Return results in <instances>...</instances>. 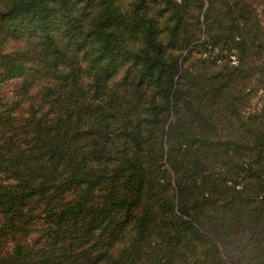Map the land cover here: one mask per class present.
<instances>
[{"label": "trees", "instance_id": "1", "mask_svg": "<svg viewBox=\"0 0 264 264\" xmlns=\"http://www.w3.org/2000/svg\"><path fill=\"white\" fill-rule=\"evenodd\" d=\"M264 0H0V264H264Z\"/></svg>", "mask_w": 264, "mask_h": 264}, {"label": "rangeland", "instance_id": "2", "mask_svg": "<svg viewBox=\"0 0 264 264\" xmlns=\"http://www.w3.org/2000/svg\"><path fill=\"white\" fill-rule=\"evenodd\" d=\"M258 12H260V19L264 23V3H261L257 7ZM264 105V92L260 89L257 93L254 94L252 102L250 103V108L252 111L259 110Z\"/></svg>", "mask_w": 264, "mask_h": 264}]
</instances>
